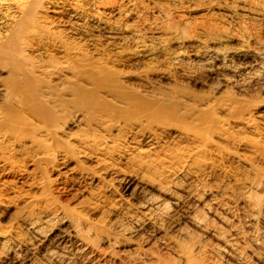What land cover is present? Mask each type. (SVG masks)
Returning <instances> with one entry per match:
<instances>
[{
	"label": "bare ground",
	"instance_id": "1",
	"mask_svg": "<svg viewBox=\"0 0 264 264\" xmlns=\"http://www.w3.org/2000/svg\"><path fill=\"white\" fill-rule=\"evenodd\" d=\"M5 1L0 0V8ZM23 1L15 2L23 5ZM57 1L56 4L68 15L72 23L69 22L71 25L68 27L73 33L84 34L92 43L95 39L91 27L117 37L119 30L113 25L98 16L91 18L83 11H75L66 3L67 0ZM96 1H87L90 12L98 9ZM121 1L120 6L106 9L114 20L142 19L146 11L144 0ZM240 2L255 18L264 15V0ZM163 27L149 25V31L158 42L168 31ZM126 38H121L122 44L146 48L143 41ZM152 52L148 51V56H154ZM92 68L89 65L81 69L72 66V77L65 78L64 82L60 80L61 88L57 90L45 87L43 81L33 84L37 85L36 91H25L19 84L0 89V97H6L12 106L15 104L13 108H0V176L9 166L13 170L16 168L12 160L5 158L10 147L29 138L33 139L30 146L43 149L45 153L51 144L55 146L58 131L67 126L71 133L75 129L80 134L75 132L77 134L67 136L69 144L64 146L65 152H54L61 155L60 165L74 178L73 185L80 186L96 179L97 175L90 174L82 162L70 168L74 159H83L87 164L104 167V173L120 180V191L129 193L134 201L139 198L141 201L134 209L121 199L115 200L114 208L123 209V216L111 227H97L89 222L82 228L80 213L73 214L72 210L56 212L50 210L51 206L37 217L25 216L22 224L26 235L19 234L8 240L0 234V239H4L0 243V264H249L251 260L264 264V168L258 165L260 162L264 164V115L259 118L261 128L252 118V110L245 107L233 120H220L211 112L184 111L180 115L176 109L164 107L159 100L129 92L119 85L117 77ZM234 105L231 103L230 108H224L230 111ZM26 110L29 117L40 122L37 130L31 128L27 116H24ZM230 123H240L235 127V133H227ZM244 131L257 133L259 137L254 136L252 140L238 134ZM34 132H39L40 138H35ZM216 135L222 143L249 153L260 162L256 164L252 157L228 151L226 145H222L225 148L219 146L214 141ZM166 138H170L172 143L168 144L164 140ZM129 148L136 153L133 157L135 167L152 174V178H147L144 173L121 174L116 162L123 160V154ZM224 160L236 164L235 171H229ZM219 178L221 182L215 187L208 185L211 180ZM148 189L166 201L146 197ZM205 195L212 199L204 202ZM11 206L0 202V207L5 210ZM259 225L263 228L259 229ZM154 242L163 254L148 248ZM102 244L106 248L101 247ZM127 245L132 246L130 251L120 252Z\"/></svg>",
	"mask_w": 264,
	"mask_h": 264
},
{
	"label": "rangeland",
	"instance_id": "2",
	"mask_svg": "<svg viewBox=\"0 0 264 264\" xmlns=\"http://www.w3.org/2000/svg\"><path fill=\"white\" fill-rule=\"evenodd\" d=\"M15 1L7 0L0 8V89L19 84L24 86L25 91H36L37 85L33 84L43 81L45 87L50 86L57 90L61 88L60 80L63 79L64 82L65 78L72 77V66L81 69L89 65L91 68L93 66L92 69L103 70L110 77H117L119 85L129 92L159 100L164 107L174 108L180 115L184 111L203 114L211 112L220 120H233L240 116L241 108L245 107L252 110V118L259 128L262 127L259 118L264 115V15L255 18L248 14L240 0H177L167 3L161 0H144V17L126 22L114 20L106 11L110 7L120 6L121 0H102V3L97 0L102 5L99 6L96 1L98 9L91 12L87 6L88 0H67L66 3L75 11H83L85 16L91 18L98 16L119 30L115 37L91 27L93 40H96L93 43L88 41L84 34L72 32L68 27L71 21L56 4L57 0H25L23 5ZM6 7L7 10L9 7L8 12ZM153 24L164 26L163 29L168 30L162 41L155 40L149 31V25ZM121 38L143 41L146 50L133 44L124 45ZM110 43L117 45L112 47ZM148 51H153L154 56H148ZM231 103L232 106L238 103L234 105L235 112L232 108L230 111L224 108H230ZM13 106L6 97L0 99V108ZM48 106L51 108L49 103ZM28 114L26 110L24 116H27L31 128H40V122ZM239 124L230 123L226 132L235 133V127ZM69 129L66 126L59 130L55 146L51 144L45 153L43 149L42 152L40 148L30 146L29 142L33 139L29 138L5 152V158L12 160L16 168L13 170L9 166L6 173L0 176V202L12 205L8 210L0 207L2 238L9 240L19 234L26 235L22 218L28 215L37 217L46 211L48 206L56 212L72 210L73 214L80 213L82 228L84 223L89 222L97 227H111L114 221L123 216V209L114 208V201L117 199L137 209L141 199L134 201L129 193L120 191V180L114 175L104 173V167L99 168L94 163L87 164L83 159H74L70 168L82 162L90 174L97 176L94 182L73 185L74 178L60 165L61 155L54 152L64 151V146L69 144L67 136L75 132L80 134L75 129L71 133ZM238 134L252 140L254 136L259 137L257 133L245 131ZM33 136L40 138L41 135L34 132ZM164 140L168 141V144L172 143L170 138ZM214 141L219 146L226 145L228 151L234 150L243 156L252 157L258 164L259 160H256L255 156L222 143L218 135L214 136ZM133 152L130 148L126 149L123 160L116 162L121 174L144 173L147 178H152V174L135 167L136 161L133 157L136 153ZM43 155H46L45 158ZM224 161L229 171H235L236 164ZM258 165L264 168L261 162ZM180 181L183 180L180 178ZM220 182L221 179L211 180L208 185L215 187ZM205 196L204 202L216 195ZM146 197L166 201V198L152 189L147 190ZM167 222L171 224L169 220ZM260 228H263L262 225H259ZM2 238L0 243L4 241ZM100 246L106 248L104 244ZM131 247H122L120 252L130 251ZM148 248L164 253L157 248L156 242ZM251 261L252 264H263Z\"/></svg>",
	"mask_w": 264,
	"mask_h": 264
}]
</instances>
